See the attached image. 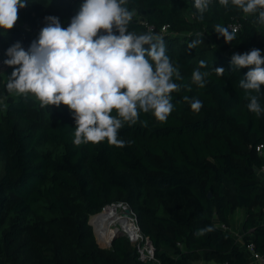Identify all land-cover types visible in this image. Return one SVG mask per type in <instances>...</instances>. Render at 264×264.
<instances>
[{"label": "trees", "instance_id": "obj_1", "mask_svg": "<svg viewBox=\"0 0 264 264\" xmlns=\"http://www.w3.org/2000/svg\"><path fill=\"white\" fill-rule=\"evenodd\" d=\"M81 3L29 0L8 36L0 30V60L8 58L6 51L16 42L27 50L46 16L59 17L67 27ZM194 5L195 0L128 2L134 10L129 31L162 36L166 54L183 77L174 82L190 88L171 94L175 107L167 122L141 113L148 127L125 125L119 137L131 145L116 147L105 140L76 146V124L68 106L49 105L34 112L23 97L8 104L0 120V264H248L246 252L221 227H229L238 209L244 211V243H253L264 254V183L259 176L264 154L257 151L264 145V117L248 110L249 101L239 88L249 69L233 71L230 64L233 54L253 48L264 56V25L231 4L221 6L219 0H210L200 20ZM217 24L230 31L238 25L231 43L214 31ZM197 34L204 42L189 50ZM201 60L206 68H199ZM215 67L226 69L222 77ZM197 69L212 73L203 88L191 79ZM185 95L201 100L203 107L194 111ZM260 102L264 105V97ZM68 191L75 192L87 215L113 202L128 204L159 261H141L137 245L122 235L110 249L102 248L84 225L77 227L74 239L64 236L56 242L51 230L34 224L33 235L43 242L36 244L37 253L29 251L31 238L16 239L14 224H27L48 201L52 213L70 216L63 197ZM207 226L214 230L195 235Z\"/></svg>", "mask_w": 264, "mask_h": 264}, {"label": "clouds", "instance_id": "obj_2", "mask_svg": "<svg viewBox=\"0 0 264 264\" xmlns=\"http://www.w3.org/2000/svg\"><path fill=\"white\" fill-rule=\"evenodd\" d=\"M29 0H0V30L8 32L18 20L20 9L28 6ZM129 0H82L76 14L64 27L56 16H46L45 26L38 37L25 50L16 42L6 51L3 63L13 68L7 81V91L21 95L32 94L42 107L61 104L72 110L75 120L73 143L99 144L105 140L109 145L125 147L132 141L119 137L125 126L139 123L141 113H151L161 122H167L174 111L172 93L180 92L187 85L182 80L179 66L174 65L166 54L162 36L147 32L137 34L129 31L134 10ZM225 8L237 7L245 15H252L254 23L264 25V0H219ZM210 0H195V8L203 20ZM214 31L231 43L235 32L221 24ZM204 42V37L188 44L195 49ZM148 47H145V46ZM233 71L248 68L239 80L247 108L256 117H264L261 98L264 92V56L260 49L253 48L243 54L235 53L230 61ZM201 60L199 68H206ZM223 67H215V74L222 77ZM211 71L195 70L192 81L205 87ZM194 111L203 107V102L194 97L183 96ZM115 112V115H113ZM212 226L199 229L195 235L212 232Z\"/></svg>", "mask_w": 264, "mask_h": 264}, {"label": "rangeland", "instance_id": "obj_3", "mask_svg": "<svg viewBox=\"0 0 264 264\" xmlns=\"http://www.w3.org/2000/svg\"><path fill=\"white\" fill-rule=\"evenodd\" d=\"M2 33L3 35L8 36L9 31L8 32L3 31ZM12 71L13 68L7 65L5 67L0 68V120L2 119L4 113H6V108L8 104L13 100L19 99L20 97L25 98L32 107H35L34 112H36L38 109H43L46 107V106L42 107L39 100H37L32 94L21 95L16 93H9L7 91L6 85L8 81V76L11 75ZM21 123L22 125H26V123L23 122ZM259 176L264 183V173L261 172V170H259ZM63 197L67 203V207L71 210L70 216L62 212L52 213L51 210L48 208V205L50 204V201H48L45 204L38 206L37 212L34 214L32 219L27 224H14V228L17 231L16 239L21 238L28 240L30 237L31 240H29L27 248L32 253H37L36 244L39 242H43V240L36 238L35 235H33L32 226L34 224L37 225L41 224L44 226L45 229L51 230L54 233V238L56 242H59L61 239H63L64 236L74 239L75 235L77 234V227L79 225H84L91 228L93 237L95 238L99 246L105 249H110L112 245L111 240L103 241L98 238V235L95 232V227L91 223V218L93 215H87L84 211L81 210L80 206L77 204L78 200H77V196L75 195V192L68 191L63 194ZM119 202L123 203L128 208H130V206L126 204L124 201H119ZM114 203H118V202H113L112 204ZM131 213L137 227H140V231H142L138 216L133 211H131ZM243 216H244V211L238 209L233 215V219L231 221V224L229 225V229H230L229 231H231L235 239L238 240L237 242L239 243L240 246H242L244 242L242 238L243 233L241 231V221L243 219ZM85 221H87V223ZM14 222L15 220L11 221V224H13ZM64 231L70 234L64 235L63 233ZM120 235L127 237L129 239V237L124 232ZM129 240L132 243H134L131 239Z\"/></svg>", "mask_w": 264, "mask_h": 264}, {"label": "bare ground", "instance_id": "obj_4", "mask_svg": "<svg viewBox=\"0 0 264 264\" xmlns=\"http://www.w3.org/2000/svg\"><path fill=\"white\" fill-rule=\"evenodd\" d=\"M121 202L111 204L104 208L100 213L94 214L91 223L95 227L98 238L109 241L115 234L123 232L129 238L137 236V225L133 219L131 211Z\"/></svg>", "mask_w": 264, "mask_h": 264}, {"label": "built area", "instance_id": "obj_5", "mask_svg": "<svg viewBox=\"0 0 264 264\" xmlns=\"http://www.w3.org/2000/svg\"><path fill=\"white\" fill-rule=\"evenodd\" d=\"M232 28L234 31L237 30L238 25H232ZM5 59L0 60V67H5L6 65L3 63ZM257 151L260 154H264V145L260 144L257 146ZM261 172L264 173V166L260 169ZM223 229H225L229 234H232L231 231H229V227H227L225 224L221 225ZM137 236L135 238H129L131 239L138 248L139 251V258L143 262H158L159 260L156 258L155 255V248L154 245L150 239L149 236H146L142 231H140V227H137ZM234 237V236H233ZM181 246V244L179 243ZM241 248L246 252L249 262L248 264H264V254L260 251H257L255 248V245L253 243H244L242 244ZM223 264H229L228 262H225Z\"/></svg>", "mask_w": 264, "mask_h": 264}, {"label": "water", "instance_id": "obj_6", "mask_svg": "<svg viewBox=\"0 0 264 264\" xmlns=\"http://www.w3.org/2000/svg\"><path fill=\"white\" fill-rule=\"evenodd\" d=\"M211 195H212V194L210 193L209 196H211ZM127 211H128V212H129V211H132V209H131V208H128ZM118 235H120V234H115L114 236H112L111 243L113 242V240H114Z\"/></svg>", "mask_w": 264, "mask_h": 264}, {"label": "crops", "instance_id": "obj_7", "mask_svg": "<svg viewBox=\"0 0 264 264\" xmlns=\"http://www.w3.org/2000/svg\"><path fill=\"white\" fill-rule=\"evenodd\" d=\"M235 238V237H234ZM236 240V239H235ZM236 241H238V240H236ZM195 264H206L205 262H203V261H199V262H196Z\"/></svg>", "mask_w": 264, "mask_h": 264}]
</instances>
